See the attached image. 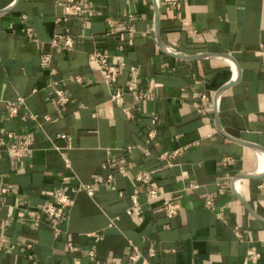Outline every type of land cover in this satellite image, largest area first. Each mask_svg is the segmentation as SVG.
<instances>
[{
  "label": "crops",
  "instance_id": "1",
  "mask_svg": "<svg viewBox=\"0 0 264 264\" xmlns=\"http://www.w3.org/2000/svg\"><path fill=\"white\" fill-rule=\"evenodd\" d=\"M91 1L94 15L62 21L59 0H0V128L33 140L21 158L0 155V185H12L0 205V264H135L133 246L151 264H264V0ZM97 47L124 61L114 84L90 58ZM131 65L137 91L152 98L128 90ZM54 78L70 97L64 104ZM117 90L133 117L112 99ZM19 96L25 104L11 117L6 103ZM26 106L40 118H22ZM108 159L126 171L89 193L84 184L112 170ZM145 185L178 200V213L149 200ZM57 190L73 198L59 234L25 218Z\"/></svg>",
  "mask_w": 264,
  "mask_h": 264
},
{
  "label": "built area",
  "instance_id": "2",
  "mask_svg": "<svg viewBox=\"0 0 264 264\" xmlns=\"http://www.w3.org/2000/svg\"><path fill=\"white\" fill-rule=\"evenodd\" d=\"M59 4L63 7V14L59 17V20H68L72 16H80V15H88L92 16L95 13L93 3L91 0H59ZM132 14L129 15L132 18ZM109 23L115 24L117 22L116 19L108 18ZM27 36L30 39H35L32 31V27L28 26L26 29ZM53 45H58L59 40L57 37H54L52 40ZM74 44L73 37L67 33L65 36V40L63 46L66 48L72 47ZM121 48H124L123 45H120ZM171 50L176 51V49L172 46H169ZM90 58L97 62L99 65L103 79L108 84H114L117 80L118 73L120 69L124 66V61L118 58L115 62L111 61V56L107 51L100 49L99 47L95 48L90 53ZM51 59V55L46 53L43 55V62L49 63ZM131 77L128 82V90L131 91L137 99L143 98H152L153 93L150 91L138 92L137 88L141 84V78L139 77L138 67L135 65H131L130 67ZM77 78V77H76ZM49 85H51L55 90V101L59 104H64L69 101L70 97L67 94L66 89L63 87L61 81L59 79H51ZM199 93L195 92L194 95L197 96ZM112 99L115 100L117 103L121 104L129 117H133L135 115L133 110V105L125 104L124 103V95L123 92L117 90L112 93ZM19 103L25 104V99L23 96L17 97L16 100L8 101L6 103L8 114L11 117L20 114V107ZM27 111L22 114V118H26L28 116L39 119L40 116L38 113L34 112L33 110L29 109L26 106ZM203 110L202 108H200ZM157 119V115L154 116ZM45 120H53V116L50 114L44 115ZM156 134L155 129H151L149 132V137H154ZM33 147V140L32 135L30 132H26L23 136H18L16 131L7 129L5 127L0 128V155L4 153L8 154L11 157L21 158L27 155L31 148ZM184 147L177 148L173 151H164L161 153L160 157L169 161L171 160L176 154L180 153ZM233 162V158L231 156H225L223 158L224 164H231ZM103 168H111L110 172L107 175L102 173H97L93 180L89 183L84 184V188L89 192L93 193V191L101 184L108 183L111 184L114 180V170L119 172H125L126 166L124 164H118L116 161L112 159H108L107 162L103 164ZM264 169V165L261 166V169ZM137 180L142 183H148L149 177L145 171H140L137 174ZM241 180L242 178L237 176L235 178V187L240 189L241 187ZM11 184H1L0 185V205L3 204L4 196L9 192L11 188ZM191 187L197 186L196 183H190ZM144 193L146 194L147 198L150 199H157L161 200L160 207L164 209L169 215H174L178 213L180 209V203L178 200L174 198H169L164 191L154 187L152 185H145ZM132 205L128 208L127 212L129 214L133 213L134 209L139 205V198L138 192H134L130 194ZM73 203V198L69 192L65 190H57L53 192L52 198L43 204L39 208H32L28 207L25 211V218L29 220L31 224L34 226H40L42 223L50 224L56 234H59L62 230V221L66 217V209ZM206 203L209 206L213 205L212 196L209 195L206 199ZM5 239L3 238L0 241V250L4 247ZM28 246H32L31 243ZM91 256L95 255V251L92 249L89 251ZM154 250L151 249V254H154ZM129 258L135 264H151L147 259H142V255L137 249L136 246H133L127 252ZM251 259L253 261H257L258 255L251 254ZM112 264V263H110Z\"/></svg>",
  "mask_w": 264,
  "mask_h": 264
}]
</instances>
